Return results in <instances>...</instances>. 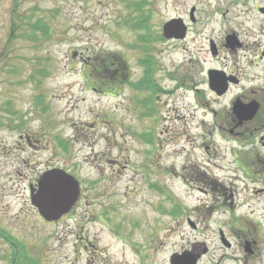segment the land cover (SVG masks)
<instances>
[{"label": "rangeland", "instance_id": "374dc122", "mask_svg": "<svg viewBox=\"0 0 264 264\" xmlns=\"http://www.w3.org/2000/svg\"><path fill=\"white\" fill-rule=\"evenodd\" d=\"M188 7L0 0V232L20 241L0 237V264L24 244L35 264H138L147 254L168 264L194 242L238 254L216 234L224 219L236 227L233 213L264 228V195L236 168L235 142L210 131L191 98L190 40L159 38ZM51 169L73 176L79 193L41 220L32 192Z\"/></svg>", "mask_w": 264, "mask_h": 264}, {"label": "flooded vegetation", "instance_id": "af4514ba", "mask_svg": "<svg viewBox=\"0 0 264 264\" xmlns=\"http://www.w3.org/2000/svg\"><path fill=\"white\" fill-rule=\"evenodd\" d=\"M180 1L189 7L184 16L180 13L174 17L178 21L177 35L166 37L162 26L159 38L174 46L190 40L191 98L203 105L210 131L235 142L232 154L236 168L244 179L257 185L252 192L263 196L264 0H177ZM233 215L236 227L226 230L229 222L224 219L217 222L216 234L221 248L238 254L210 255L204 242H194L181 252L172 251L168 264H264V228ZM39 218L43 219L41 215ZM188 224L197 228L193 221ZM0 237L8 243L20 242L5 231L0 232ZM153 248L159 251L158 247ZM26 250L24 244L22 255L13 257L9 247V255L2 259L7 264H35ZM144 257H138V264H155L150 263L149 254Z\"/></svg>", "mask_w": 264, "mask_h": 264}, {"label": "water", "instance_id": "95a60500", "mask_svg": "<svg viewBox=\"0 0 264 264\" xmlns=\"http://www.w3.org/2000/svg\"><path fill=\"white\" fill-rule=\"evenodd\" d=\"M178 23L172 19L165 23L166 37L177 35ZM37 191L32 192V202L46 219H55L65 213L75 202L79 193L78 181L62 169L45 171L37 183ZM187 256H180L185 259Z\"/></svg>", "mask_w": 264, "mask_h": 264}, {"label": "trees", "instance_id": "16d2710c", "mask_svg": "<svg viewBox=\"0 0 264 264\" xmlns=\"http://www.w3.org/2000/svg\"><path fill=\"white\" fill-rule=\"evenodd\" d=\"M139 22H140V21H139ZM42 26H43V25L40 23V21H38V22H36V23L33 24V28H37V29L39 28V29H41V30H42V29H45V28H43ZM142 81H143V82H146V79H143Z\"/></svg>", "mask_w": 264, "mask_h": 264}]
</instances>
